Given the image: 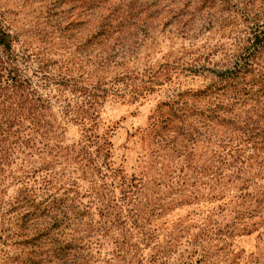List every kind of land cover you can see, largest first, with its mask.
<instances>
[{
  "label": "rangeland",
  "instance_id": "374dc122",
  "mask_svg": "<svg viewBox=\"0 0 264 264\" xmlns=\"http://www.w3.org/2000/svg\"><path fill=\"white\" fill-rule=\"evenodd\" d=\"M87 2L0 0L16 64L48 101V135L23 133L33 148L17 151L20 177L6 182L4 200L28 186L81 211L66 231L84 249L60 264H264V205L251 199L264 187V151L243 176L225 167L223 178L196 182L216 163L220 134L192 142L153 126L164 103L214 78L190 68L234 63V37L247 27L232 2L113 0V13ZM213 99L182 97L201 108Z\"/></svg>",
  "mask_w": 264,
  "mask_h": 264
},
{
  "label": "trees",
  "instance_id": "16d2710c",
  "mask_svg": "<svg viewBox=\"0 0 264 264\" xmlns=\"http://www.w3.org/2000/svg\"><path fill=\"white\" fill-rule=\"evenodd\" d=\"M112 1L88 0L87 3L91 6L105 3L113 13L117 7ZM229 1L247 27L243 36L234 37V48H238L234 63L218 72L210 68H190L194 74L212 72L214 78L196 91H180L172 102L158 109L153 123L157 132L169 127L192 142L208 131L220 134L219 149L214 152L216 163L197 170L196 182L202 183L204 176L223 178L225 167H231L237 177L243 176L247 172L246 165L252 166L250 160L264 151V0ZM0 51L6 55L0 54V264L65 263L84 249L83 245L68 239L70 234L66 231L74 222H81L78 216L81 211L66 197L38 200L37 193L28 186H23L10 201L3 198L6 182L20 177L12 167L18 158L17 151L25 153V148H33V138L23 133L31 130L43 138L48 135L47 130H40L47 126L40 116L41 111L48 108V101L31 90L30 81L21 74L12 49V35L1 18ZM185 94H204L214 99L201 108L183 101ZM247 148H253L255 154L247 153ZM21 169L23 173L27 171V175L36 172ZM247 196H251L250 193L241 195L243 199ZM251 199L257 208L264 205V187ZM8 245H16L20 252L10 255L5 248Z\"/></svg>",
  "mask_w": 264,
  "mask_h": 264
}]
</instances>
